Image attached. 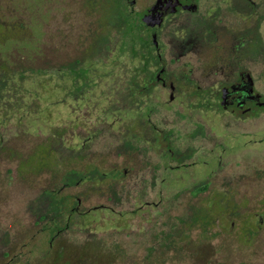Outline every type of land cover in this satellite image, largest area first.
Here are the masks:
<instances>
[{"label":"rangeland","instance_id":"1","mask_svg":"<svg viewBox=\"0 0 264 264\" xmlns=\"http://www.w3.org/2000/svg\"><path fill=\"white\" fill-rule=\"evenodd\" d=\"M115 1L0 0V228L6 229L10 240L5 250L13 254L22 245V256L17 255L3 264H77L69 251L77 250L79 245L94 235L82 230L81 225L73 226L52 246L49 244L50 233L42 231V224H36V216L30 207L31 202L41 190L51 187L53 174L50 171H43L24 175L22 160L30 156L46 140L49 129L39 133L25 132L22 129V73L25 70L57 69L76 58L83 57L86 53L89 54V47L109 37L105 48L99 47L98 55L93 56L90 63L98 66L101 63L102 72L108 71L104 76L111 80L113 79L110 74L111 68L121 74L124 65L128 68L126 46L118 29L125 12L123 3L120 10L117 9ZM103 52L106 55L104 59H100ZM116 58L118 60L114 64ZM4 70L10 71L16 79V82L11 83L8 78L9 82L5 87L1 82ZM104 84L106 83L102 82L96 90L88 92V95L94 98L90 102L101 99ZM51 87L57 88L58 81L54 80ZM63 97V91L58 88L49 101L53 102ZM108 100L110 99H101V104H98L97 108L89 109L90 112L87 111L85 103L80 110L72 107L69 110L64 106L58 108V105H55L52 115L55 120L60 117L59 114L71 119L73 126L71 145L80 146L84 141L78 132L98 131L91 139L90 147L94 165H99L104 170L113 167L129 170L125 183L131 189L132 197L131 199L124 197L119 203L91 192L90 183L67 189L70 193L83 195V207L86 209L105 204L114 208L116 212H124L118 215L104 209L91 211L86 215L87 221L96 219L104 223V227H97L100 237H111L108 234H112L110 232L112 230L109 229L113 225L121 229L114 232V235L127 251V256L115 257L114 253L106 257L97 255L93 257V264H264V228L256 234L252 244H244L239 239L238 229L232 230L230 222L223 224L222 227L215 226L209 229L211 238L200 244L205 256H197L191 246L181 243L178 250L155 251L151 259L146 258V247L153 235L151 232H145L153 225V215L164 211L165 206H172L165 215L168 224H172L174 223L172 217L182 216L190 219L194 210L205 203L216 209L220 204L214 199L207 202L201 195L199 197H192L187 193L179 197L175 195L182 187L178 167L166 168L161 154L149 148L151 145L144 139L149 149L148 164L143 163L137 156L118 155L117 147L121 145V138L131 134L132 126H127L126 123L132 122V110L125 103L114 102L108 105ZM104 108H109L107 113ZM81 117L87 120L85 130L77 129V120ZM100 117L106 121H112L114 118L118 120L111 127L103 124L94 126V122ZM149 140L152 141L151 138ZM102 157L105 158L104 164L99 162ZM261 158L264 165V149L261 151ZM202 169L205 171L204 167H196L195 170L200 172ZM142 189L146 192L141 194ZM136 197L141 200H137ZM237 202L243 207L261 208L260 199ZM141 205L142 210L138 211L137 207ZM132 210L137 211L128 212ZM148 211L150 213H147ZM201 232V227L194 225L189 230V237L192 240H199ZM7 240V235L4 232L0 233V247ZM101 241L98 246L105 249L108 242ZM61 248H66L64 251L66 255L63 257L59 255ZM3 251L0 249V264L7 260Z\"/></svg>","mask_w":264,"mask_h":264},{"label":"flooded vegetation","instance_id":"2","mask_svg":"<svg viewBox=\"0 0 264 264\" xmlns=\"http://www.w3.org/2000/svg\"><path fill=\"white\" fill-rule=\"evenodd\" d=\"M121 3L138 68L131 134L166 168L178 167L175 195L220 201L206 209L212 227L230 222L252 244L264 228V0H116L117 9ZM248 199L261 208L237 202ZM2 232L1 264L22 256V245L5 250Z\"/></svg>","mask_w":264,"mask_h":264},{"label":"trees","instance_id":"3","mask_svg":"<svg viewBox=\"0 0 264 264\" xmlns=\"http://www.w3.org/2000/svg\"><path fill=\"white\" fill-rule=\"evenodd\" d=\"M126 20L124 14L118 29L123 35V44L126 46L125 56L128 60V68L124 65V70L121 74L115 72V69L111 68L110 74L113 76L112 80L104 76L108 71H105V74L102 72L100 68V65H102L101 63H99V66L90 63L93 56L98 55L97 52H99L100 43H95L89 47L91 51H89V54L86 53L83 57L76 58L57 69L25 70V72L22 73V129H24L25 132L31 133H39V131L46 130L47 128L49 129L46 140H44L30 156L22 160V174L29 175L43 171H50L53 174L51 187L41 190L38 196L31 202L30 207L34 215L38 218L36 224H42V231L50 233L49 244L52 246L67 231L71 230L73 226L81 225L82 230L94 234L79 245L77 250L69 251L70 255L74 256L77 264H93V257L97 255L106 257L114 253L115 257L117 255L127 256L125 246L122 245L118 239L116 240L114 235V232L120 231L121 229L119 230L113 225L109 229L112 230L110 232H112L113 235L108 234L111 237H100L97 227H104V223H100L96 221V219H90V221L86 220V215L95 210H111V212L113 211L118 215H122L124 212H116L114 208L105 204L86 209L83 207V195L70 193L67 189L72 186H81L90 183L89 190H91V192L105 196L119 203L124 197L128 199L132 197V191L125 183V178L129 170L117 167L104 170L101 166L94 165L90 147L91 139L94 135H97L98 131L93 130V133H90L91 131L84 133L78 132L79 136L84 138V141L80 146L71 145L70 142L73 130L71 119L59 114L60 117L55 120L52 115L54 114L55 105H58V108L64 106L65 108L68 107L69 110L72 108L80 110L82 104L85 103L87 105V111L90 112L89 109L97 108L99 106L98 104H101V99H110L108 100V105H112L115 102L125 103L129 107H132L134 98L132 90L134 88L133 82L136 80V71H138V68L134 65V57L136 54L131 51V43L133 40L132 29L131 27L125 29ZM108 41L109 37L103 42L107 44ZM100 59H104V57H100ZM117 60L118 58L115 59L114 64ZM123 62L125 64V61ZM141 73H146L145 69H143ZM8 78L11 80V83L16 82L13 74H11L10 71L4 70L3 80L1 81L2 86H7L9 82ZM54 80L58 81L57 88L51 87V83ZM116 80L127 81L128 84L117 86L114 84ZM102 82L106 84H104V91L100 94L101 99L90 102V100L94 98L90 97L88 92L96 90L100 87ZM58 88L63 91L64 97L50 102L49 100ZM120 96L123 97L121 100L119 99ZM104 109L107 113L109 108ZM82 116L86 117L84 114H82ZM83 117L77 120V129L85 130L84 126L87 124V120ZM117 120L118 119L114 118L112 121H106V119L100 117L94 122V126L103 124L111 127L114 126ZM126 124L127 126H132L131 121L130 124ZM139 143H142V145L136 143L132 134L126 135L121 138V145L117 147V154L137 156L143 163L148 164L149 160L147 153L149 149L144 145L142 140H140ZM99 162L104 164L105 158L99 160ZM79 166L81 167L79 168ZM144 183L146 184L147 181H144ZM145 192V189L141 190V194ZM137 198L138 197H136V199ZM137 200H141V198ZM144 203L148 205L152 204L148 202ZM221 206L220 202L219 207ZM141 208L142 205L137 207V210H142ZM171 208V205L165 206L164 211H159L157 214L153 215V225H150L148 231L145 232H151L153 235V238L149 240L150 245L148 244L146 247V258L148 260L151 259L155 251L178 250L181 243H186L188 246H191V248L196 251V254H198L197 256H205L200 244L211 238L209 229H211L213 225L211 221L212 215L206 211L209 206L205 203L204 206L196 208L191 214V217H189L190 219H185L182 216H170L174 219V223L168 224L165 215L168 214ZM137 210L128 212L134 213ZM150 211L147 213H150ZM106 216H108V214H106ZM103 221H105V219ZM194 225H199L201 227L202 232L199 240H192L191 237H189V230H191ZM165 226L168 228L166 229ZM127 237H130V235H127ZM101 240L108 242L107 245H105V249L98 246L102 242ZM191 243H194V245H191ZM65 249L66 248L60 249V257L66 255L64 252ZM87 257H90V259Z\"/></svg>","mask_w":264,"mask_h":264}]
</instances>
